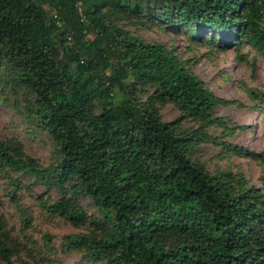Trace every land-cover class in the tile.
Returning <instances> with one entry per match:
<instances>
[{
	"label": "trees",
	"instance_id": "1",
	"mask_svg": "<svg viewBox=\"0 0 264 264\" xmlns=\"http://www.w3.org/2000/svg\"><path fill=\"white\" fill-rule=\"evenodd\" d=\"M108 13L183 26L198 41L210 32L220 52L233 43L220 37L235 30L238 44L264 60V0H0V63L14 85L33 93L30 114L57 146L55 165L43 168L19 142L0 138V173L7 168L55 186L60 197H39L38 204L87 228L65 236L62 245L88 260L264 264V188L243 173L211 174L190 156L198 142L263 165L264 152L209 136L211 126L231 130L215 115L218 104L230 102L216 97L172 49L108 23ZM130 77L154 88L146 102ZM249 97L264 112V92L252 89ZM156 103L175 104L179 117L163 121ZM186 119L197 128L183 130ZM8 179L14 199L19 186ZM78 196L89 198L100 217L88 215ZM23 220L27 226L30 219ZM7 226L0 215V263L15 264L17 244Z\"/></svg>",
	"mask_w": 264,
	"mask_h": 264
},
{
	"label": "rangeland",
	"instance_id": "2",
	"mask_svg": "<svg viewBox=\"0 0 264 264\" xmlns=\"http://www.w3.org/2000/svg\"><path fill=\"white\" fill-rule=\"evenodd\" d=\"M105 20L147 43H162L172 49L185 67L200 78L216 97L230 102L218 104L215 115L231 130L224 132L220 126H211L205 130L209 136L255 153L264 152V112L255 109L260 103L249 97L252 89L264 92V60L247 43L238 44L235 30L220 37L222 41H233L225 51L220 52L218 46L210 43V32H204L201 36L203 41H198L191 38L183 26H170L148 17L108 13ZM128 82L143 103L154 91L151 85L132 77ZM0 100V138L19 142L24 153L40 167L55 165L57 146L30 114L35 96L29 90L14 85L4 62L0 63ZM155 106L165 122H172L180 115L175 104L156 103ZM197 126L190 119L182 123V129L186 131ZM190 156L204 164L211 174L223 170L243 173L250 185L264 188V165L244 154H236L233 150L225 153L221 146L198 142ZM8 178L19 186L14 199H11L10 190L13 187ZM39 197L53 202L60 197V193L55 186L28 174L7 168L0 173V215L8 225L10 239L14 245L17 244L18 254L13 256L15 264H19L20 259L29 264H107L88 260L81 253L67 250L62 245L63 238L86 233L87 228H75L61 218L45 213L38 204ZM76 200L88 215L100 217L89 198L78 196ZM25 217L30 219L27 226L23 220Z\"/></svg>",
	"mask_w": 264,
	"mask_h": 264
}]
</instances>
